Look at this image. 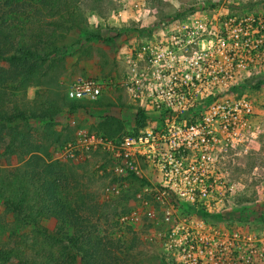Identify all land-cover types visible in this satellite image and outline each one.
I'll return each mask as SVG.
<instances>
[{"label":"rangeland","instance_id":"obj_1","mask_svg":"<svg viewBox=\"0 0 264 264\" xmlns=\"http://www.w3.org/2000/svg\"><path fill=\"white\" fill-rule=\"evenodd\" d=\"M9 1L13 3L15 13L8 17L21 30L22 36L18 40L23 46L32 44L31 40L36 32L46 33L54 29L49 23L57 19L61 20L58 23H63L67 28L56 31L60 39L53 48L45 47L39 51L45 65L52 69V73H49L51 79L43 80L37 87L30 86L22 91H17L15 85L8 87V104L21 108L33 102L38 90L43 91L46 88L65 93L66 88L78 78H118L123 71L122 57L131 46L152 41L161 34L166 35L176 26L190 25L195 17L213 18L219 15L221 18H242L264 14V0ZM238 76L233 83L229 82L230 84L226 83V86L218 88L224 94L221 98L209 94L206 99L208 107L216 100H221L227 107H234L242 101L250 109L248 113H235L232 118L233 121L235 117L243 118V126L238 121L235 126L232 125L234 130L229 128L226 131L230 137L226 134L219 137L221 141L219 140L209 170L214 172V179L217 178L215 192L221 201L212 210L191 205L182 206L180 219L187 223L203 220L222 228L264 225V68H247ZM110 91L108 96L112 98L102 97L93 108H106L108 113L97 110L89 114V110L84 108V115L78 116L75 110L67 106L52 124L19 121L17 129L22 133L27 131L30 140L38 145L48 146V156L42 157L48 163L63 167L65 181L62 182V197L68 199L72 209L81 206L80 214L83 218L92 217L102 236L121 240L117 251L121 258H126L130 264H175L173 255L163 250L162 239L160 241L153 235L168 229L163 223L156 200H148V211H155L153 220L142 218L122 223V219L137 210L144 199L154 195L150 190L148 192L151 195H148L144 189L158 186L156 172L147 171L149 168L145 167L146 172H150L149 176L143 169L151 182L134 175L117 177L114 173V161L107 150H77V146L72 145L79 130L116 140L117 138L112 139L101 130H92L96 125L92 122L99 124L104 114L115 115L122 120L124 132H133L135 106L126 93L117 89ZM69 103L83 105L78 102ZM190 118L192 121H199L201 116L190 114ZM7 133V128H0V135L6 136L5 140H8ZM47 141L52 143L50 148L44 143ZM3 145L0 144L2 172H15L32 156L30 154L20 162L18 157L9 155L6 145ZM139 179L144 182H139ZM139 195H143V200L138 199ZM17 220L19 219L15 215L6 213L0 201V249L4 247L8 250L16 242L15 236H11L9 225L16 227V236L23 237L33 247L40 241L38 231L42 227L51 233H56L58 229V222L53 218L37 217L36 225H25L23 220L15 225ZM16 263L17 260L13 258L12 264Z\"/></svg>","mask_w":264,"mask_h":264},{"label":"built area","instance_id":"obj_2","mask_svg":"<svg viewBox=\"0 0 264 264\" xmlns=\"http://www.w3.org/2000/svg\"><path fill=\"white\" fill-rule=\"evenodd\" d=\"M122 64L118 78H78L65 90L70 101L90 102L106 91L121 90L135 114L146 117L138 134L109 140L79 130L72 144L77 150H107L117 177L134 175L151 182L145 167L156 172L158 186L144 189L154 195L144 200L139 195L142 205L122 223L153 220L155 211H148V200L154 199L168 229L153 235L162 239L163 250L173 255L175 264H264V225L222 228L180 219L182 206L212 210L221 201L215 192L217 178L209 170L219 137H230L228 129L234 130L238 121L243 126V118H232L250 109L242 101L227 107L216 100L208 107L206 99L209 94L221 98L218 88L233 83L241 71L264 68V14L195 17L190 25L131 46ZM190 114L201 119L192 121Z\"/></svg>","mask_w":264,"mask_h":264},{"label":"trees","instance_id":"obj_3","mask_svg":"<svg viewBox=\"0 0 264 264\" xmlns=\"http://www.w3.org/2000/svg\"><path fill=\"white\" fill-rule=\"evenodd\" d=\"M12 13H15L13 3L0 0V128L8 129V140L0 135V144H5L6 152L18 157L20 162L28 155L32 156L15 172L0 171V201L7 214L15 215L25 225H36L37 217L53 218L58 222V229L51 233L42 227L38 231L40 241L33 247L23 237L16 236V227L9 225L16 242L8 250L0 249V264H12L13 258L17 260L16 264H130L117 254L121 240L102 236L92 217L83 218L80 214L81 206L72 209L68 199L62 197L63 167L48 163L42 157L48 156V146L38 145L30 140L27 131L22 133L17 129L19 121L52 124L65 107L75 110L76 106L68 102L64 92L46 88L36 91L35 99L26 107L8 104V87L15 85L17 91H22L51 79L52 69L45 65L39 51L45 47L53 48L60 39L56 31L65 28L57 19L49 23L54 29L36 32L32 44L23 46L18 40L22 36L21 30L8 17ZM145 126L146 117L136 114L132 134H138ZM97 127L112 139L126 135L123 122L111 116L103 117ZM44 143L51 147V141Z\"/></svg>","mask_w":264,"mask_h":264},{"label":"crops","instance_id":"obj_4","mask_svg":"<svg viewBox=\"0 0 264 264\" xmlns=\"http://www.w3.org/2000/svg\"><path fill=\"white\" fill-rule=\"evenodd\" d=\"M90 75H92V74H90ZM89 77H91V76H89ZM92 78H94V77H92ZM110 93H111V91H106V93L103 96H101L98 100L92 101V102H90V101H70V100H69V102H74V103L78 102V103H81L80 105H82V104L84 105V106L83 105L82 106H78L79 104L78 105L75 104V106H76L75 112H76V114H78V116H81L82 114L84 115V108L89 110V112L87 111L89 114L91 112H93V111H97L98 110L97 108L93 110V108L95 107L96 103L100 102L105 97L112 98L111 96H108ZM106 102H107V99L105 100V104H106ZM98 112L108 113L106 108H104L103 110H98ZM106 116H111V117H114V118H117L118 120H120L118 117H116L115 115H112V114H104L103 116H101V118L106 117ZM120 121H122V120H120ZM92 123H94L93 125L96 124L95 126H93L92 130L95 131V132L98 131L99 129L97 127V123H95V122H92Z\"/></svg>","mask_w":264,"mask_h":264}]
</instances>
